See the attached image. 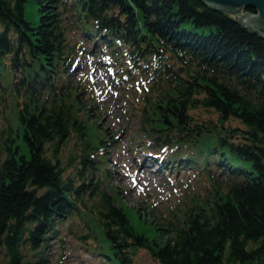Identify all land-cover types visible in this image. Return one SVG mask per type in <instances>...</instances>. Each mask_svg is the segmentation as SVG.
I'll use <instances>...</instances> for the list:
<instances>
[{
	"label": "trees",
	"instance_id": "16d2710c",
	"mask_svg": "<svg viewBox=\"0 0 264 264\" xmlns=\"http://www.w3.org/2000/svg\"><path fill=\"white\" fill-rule=\"evenodd\" d=\"M85 57L129 81L132 154L179 188L166 213L112 183ZM65 222L98 264H264V37L203 0H0V264H63Z\"/></svg>",
	"mask_w": 264,
	"mask_h": 264
},
{
	"label": "rangeland",
	"instance_id": "374dc122",
	"mask_svg": "<svg viewBox=\"0 0 264 264\" xmlns=\"http://www.w3.org/2000/svg\"><path fill=\"white\" fill-rule=\"evenodd\" d=\"M244 12H246L245 9L240 13ZM75 76L90 88L89 94L99 109V122L107 125L109 130L116 132L112 139V144L116 147L107 146V152L112 163L115 164L112 183L119 185L125 199L124 202L133 204L138 199H150L155 212L166 213L175 205L179 188L160 176L154 162L146 158L140 161L132 154L127 135L129 122L125 107L129 105L130 100L134 101L135 95L129 90L127 95L124 94L125 89L129 87V81L116 76L112 66L98 59L89 60L87 57L83 58L80 67L75 71ZM193 111L196 116L213 119L217 117V114L211 110L196 109ZM134 122L138 125L137 121ZM233 123L237 122L233 121ZM76 143V138L71 137L60 153L61 161L67 169L66 172L73 170V167L68 165V156L78 150ZM68 224L69 222H65L59 226L60 233L66 241L65 246H60L59 242L54 239L51 240L53 242L50 259L54 260L62 253L64 255L63 264H98L92 256L88 257L82 245L78 246L77 237L69 231ZM77 224L78 222L75 221L74 229L77 228ZM135 259L138 264H161L144 248L137 251Z\"/></svg>",
	"mask_w": 264,
	"mask_h": 264
},
{
	"label": "water",
	"instance_id": "95a60500",
	"mask_svg": "<svg viewBox=\"0 0 264 264\" xmlns=\"http://www.w3.org/2000/svg\"><path fill=\"white\" fill-rule=\"evenodd\" d=\"M208 5L234 13L241 23L264 37V0H203ZM251 7L255 11L240 13Z\"/></svg>",
	"mask_w": 264,
	"mask_h": 264
},
{
	"label": "bare ground",
	"instance_id": "6f19581e",
	"mask_svg": "<svg viewBox=\"0 0 264 264\" xmlns=\"http://www.w3.org/2000/svg\"><path fill=\"white\" fill-rule=\"evenodd\" d=\"M245 10H246V8H245ZM230 13V12H229ZM234 14V13H233ZM236 17H237V15L236 14H234ZM238 19V18H237Z\"/></svg>",
	"mask_w": 264,
	"mask_h": 264
}]
</instances>
